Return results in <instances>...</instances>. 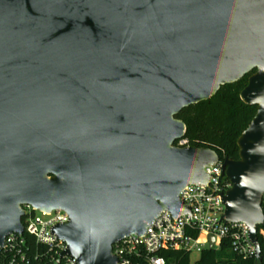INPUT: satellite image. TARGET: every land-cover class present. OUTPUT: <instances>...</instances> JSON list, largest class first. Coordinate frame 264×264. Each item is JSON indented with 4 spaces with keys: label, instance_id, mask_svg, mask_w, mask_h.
Instances as JSON below:
<instances>
[{
    "label": "water",
    "instance_id": "water-1",
    "mask_svg": "<svg viewBox=\"0 0 264 264\" xmlns=\"http://www.w3.org/2000/svg\"><path fill=\"white\" fill-rule=\"evenodd\" d=\"M252 72L238 160L174 146L182 110ZM219 162L222 220L248 226L258 259L264 0H0V249L23 233V206L62 210L64 255L115 264L112 246L162 211L188 214L178 194Z\"/></svg>",
    "mask_w": 264,
    "mask_h": 264
},
{
    "label": "built area",
    "instance_id": "built-area-1",
    "mask_svg": "<svg viewBox=\"0 0 264 264\" xmlns=\"http://www.w3.org/2000/svg\"><path fill=\"white\" fill-rule=\"evenodd\" d=\"M187 148L184 138L174 144ZM208 176L205 185H188L178 194V200L188 210V214L172 217L162 211L146 225L145 232L130 235L112 246L115 264H165L159 256L161 252L181 251L197 253L209 249V237L214 239L211 249H218L222 241H227L233 252L242 260L255 258V247L249 238L248 226L244 223L224 224L223 195L231 188L222 173L221 162L204 169ZM264 209V193L261 198ZM23 233L10 234L0 249V264H77L76 260L64 255L66 244L57 239L51 230L68 221L62 210L42 212L30 206H23ZM40 216H37L36 213ZM195 234V236H194ZM259 234L264 238L262 230ZM24 235L32 237L35 248L31 252ZM258 239V229H257Z\"/></svg>",
    "mask_w": 264,
    "mask_h": 264
},
{
    "label": "trees",
    "instance_id": "trees-1",
    "mask_svg": "<svg viewBox=\"0 0 264 264\" xmlns=\"http://www.w3.org/2000/svg\"><path fill=\"white\" fill-rule=\"evenodd\" d=\"M246 75L235 84L221 87L210 100L182 110L176 119L185 125L184 139L189 147L214 151L219 159L238 160L237 140L255 116L256 107L246 106L239 99L240 92L247 84ZM264 214V209H263ZM260 258L242 260L233 252L227 241H222L218 249H204L195 264H264V238L259 234ZM195 236V234H194ZM32 252L35 243L32 237L24 235ZM165 264H190V255L181 251L161 252Z\"/></svg>",
    "mask_w": 264,
    "mask_h": 264
},
{
    "label": "rangeland",
    "instance_id": "rangeland-1",
    "mask_svg": "<svg viewBox=\"0 0 264 264\" xmlns=\"http://www.w3.org/2000/svg\"><path fill=\"white\" fill-rule=\"evenodd\" d=\"M37 216H40V214L37 212ZM199 259V256L197 253H191L190 255V264H195V262Z\"/></svg>",
    "mask_w": 264,
    "mask_h": 264
}]
</instances>
